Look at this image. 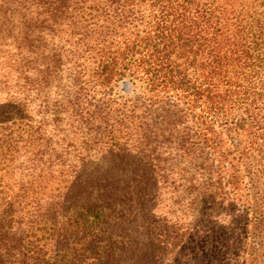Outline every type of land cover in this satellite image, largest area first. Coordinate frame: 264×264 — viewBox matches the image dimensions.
Returning a JSON list of instances; mask_svg holds the SVG:
<instances>
[{"label": "trees", "instance_id": "obj_1", "mask_svg": "<svg viewBox=\"0 0 264 264\" xmlns=\"http://www.w3.org/2000/svg\"><path fill=\"white\" fill-rule=\"evenodd\" d=\"M0 264H264V0H0Z\"/></svg>", "mask_w": 264, "mask_h": 264}]
</instances>
